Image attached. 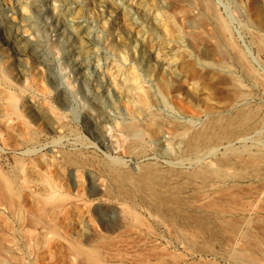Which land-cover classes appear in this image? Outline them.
Wrapping results in <instances>:
<instances>
[{"label": "rangeland", "instance_id": "obj_1", "mask_svg": "<svg viewBox=\"0 0 264 264\" xmlns=\"http://www.w3.org/2000/svg\"><path fill=\"white\" fill-rule=\"evenodd\" d=\"M127 2H133L125 6L130 18L141 24L133 32L145 37L141 42L99 0H0V186L10 202L0 195L2 261L75 264L62 249L54 257L47 253L49 244H84L96 233L104 234L95 243L102 253L121 250L125 230L105 235L103 229L120 222L111 205L119 203L105 191L113 189L110 169L133 171L131 151L147 155L145 164L173 161L172 130L202 128L209 115L236 99H245L244 114L264 117V92L247 72L250 67L264 76V55L252 43L254 35L264 37V15L258 13L264 0H201L226 23L222 36L217 21L187 0ZM76 17L82 23L73 30L69 20ZM191 24L204 33L192 36L187 58L177 44ZM169 51L172 67L161 63ZM203 61L227 69L202 67ZM131 123L141 132L122 140ZM258 146H264V127L232 150L254 152ZM92 205H101L100 215L88 211ZM62 211L70 216L58 224ZM195 244L222 252L206 239ZM252 252L244 261L264 264V253Z\"/></svg>", "mask_w": 264, "mask_h": 264}, {"label": "bare ground", "instance_id": "obj_2", "mask_svg": "<svg viewBox=\"0 0 264 264\" xmlns=\"http://www.w3.org/2000/svg\"><path fill=\"white\" fill-rule=\"evenodd\" d=\"M122 1L121 6L118 0H99V3L110 10L111 17L120 22L122 30L136 37L138 42L145 40L143 35L137 37L133 34L141 26L133 22L126 11V4L132 7L133 2ZM200 1L187 0V3L203 7L207 15L217 21V33L227 35L229 30L226 23L214 14L207 2ZM230 1L237 4V0ZM258 13L264 15V10L258 9ZM81 23L82 19L78 17L69 20L73 30ZM203 33L204 29L200 26H186L185 40H179L177 51L190 58L186 45L193 40V35ZM80 38L83 43L89 40L87 33L81 34ZM252 43L264 55V37L254 35ZM164 54L161 63L172 67L170 51ZM225 66L221 62L217 65L202 62V67L221 71L227 69ZM247 72L264 92V76L250 67ZM244 101V98H239L219 108L218 112L209 115V123L202 128L180 126L172 130L171 144L177 157L173 161L166 160L160 165L145 164L147 155L131 151L136 163L133 171L123 167L108 169L113 189L109 187L105 191L109 199L119 203L117 206L114 203L111 205L116 209L112 211L113 215L120 222L118 228L103 229L105 235L125 230L127 239L121 238V241L117 237L118 243H122L121 250L119 245L120 251L116 249L117 244L113 249L118 253H114L115 250L104 254L97 248L99 246H95L97 241H103L104 234L100 233L91 234L84 244L79 245L55 240L49 244L46 252L54 257L57 254L55 249H62L75 260V264H250L244 261V255H252V250L264 253V146H258L254 152H236L232 146L247 142L251 135L264 127V117L257 119L258 115L244 114L241 109ZM189 114L192 119L199 118L195 112ZM131 124L121 128L122 140L136 137L141 132L142 128L138 130L134 122ZM183 150L187 152V157H180ZM221 150L224 152L220 154ZM207 159H211L212 163L205 164ZM245 184H249V188ZM113 191L117 194L114 197ZM0 195L10 203L1 186ZM94 206L88 207V211H98L100 215L101 205L95 210ZM69 212H61L58 224L70 216ZM145 215L149 216L148 221H145ZM154 228L162 230L165 235L157 233ZM63 230L65 234L69 233V228L64 227ZM205 239L219 245L222 252L214 253L210 249L194 247V243ZM46 252L38 253V257L43 259ZM0 264L21 263L0 259Z\"/></svg>", "mask_w": 264, "mask_h": 264}]
</instances>
